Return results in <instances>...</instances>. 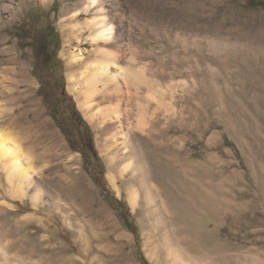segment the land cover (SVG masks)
<instances>
[{"label": "rangeland", "instance_id": "1", "mask_svg": "<svg viewBox=\"0 0 264 264\" xmlns=\"http://www.w3.org/2000/svg\"><path fill=\"white\" fill-rule=\"evenodd\" d=\"M18 1L0 25V131L32 169L12 183L0 170V264H264V9L117 0L122 64L132 57L147 81L95 106L125 110L121 132L161 162L148 179L124 169L119 145L109 163L74 94V0ZM49 20L58 39L43 60L32 36Z\"/></svg>", "mask_w": 264, "mask_h": 264}, {"label": "bare ground", "instance_id": "2", "mask_svg": "<svg viewBox=\"0 0 264 264\" xmlns=\"http://www.w3.org/2000/svg\"><path fill=\"white\" fill-rule=\"evenodd\" d=\"M105 1L74 0L73 4L64 9L71 14L68 21V39L71 40L70 64L76 72V77L73 75L74 94L87 120L95 124L97 130L102 131L104 151L109 155V163L116 165L118 154L110 150L119 145L121 158L125 162L124 169L128 170L134 166L135 172H142L141 174L150 179L161 162L153 158V152L149 153L144 149L138 137L121 132L119 119L122 116L126 119L127 113L119 108V102L110 109H97L95 106V99L99 96L115 97V100H118L117 94L130 88L137 93L139 87L147 81L143 67L134 68L129 65V62L133 61L132 57L125 65L122 64L129 47L124 10L120 1L110 0V8H107ZM24 3L17 0H0V25L4 15L14 16L16 7L22 8ZM82 16L86 17L83 21L80 20ZM21 82L28 83L29 79L25 76ZM142 112L137 114L135 120V129L138 132H144L147 125ZM23 155L20 145L0 131V170L7 182H20L32 169L29 158ZM162 166L165 171L168 170L167 165ZM136 192H128L133 205L137 197Z\"/></svg>", "mask_w": 264, "mask_h": 264}, {"label": "flooded vegetation", "instance_id": "3", "mask_svg": "<svg viewBox=\"0 0 264 264\" xmlns=\"http://www.w3.org/2000/svg\"><path fill=\"white\" fill-rule=\"evenodd\" d=\"M57 39L58 33L50 20L49 23L46 25L42 24L38 29L35 30L32 36V42L36 50L42 53L43 60L47 56L52 55Z\"/></svg>", "mask_w": 264, "mask_h": 264}, {"label": "trees", "instance_id": "4", "mask_svg": "<svg viewBox=\"0 0 264 264\" xmlns=\"http://www.w3.org/2000/svg\"><path fill=\"white\" fill-rule=\"evenodd\" d=\"M248 2V4L252 7V8H262L264 9V0H246ZM119 205L122 207V209H126L125 206L123 204H121L119 202ZM127 211V210H126ZM129 229L134 232V228L132 226V224L128 225Z\"/></svg>", "mask_w": 264, "mask_h": 264}]
</instances>
